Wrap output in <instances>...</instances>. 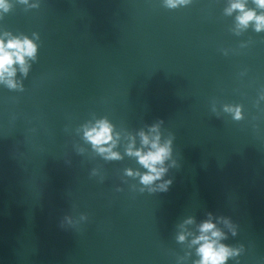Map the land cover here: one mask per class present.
I'll use <instances>...</instances> for the list:
<instances>
[{
	"label": "clouds",
	"instance_id": "9594fccd",
	"mask_svg": "<svg viewBox=\"0 0 264 264\" xmlns=\"http://www.w3.org/2000/svg\"><path fill=\"white\" fill-rule=\"evenodd\" d=\"M27 2V0H22ZM187 0H167L170 7H175L178 3H186ZM254 3L261 9H264V0H254ZM9 5L6 0H0V9L7 11ZM238 10L237 27L246 28L249 23L255 24L257 32L264 30V13L257 14L254 9H247L244 0H234L230 7L226 9L228 14ZM37 46L27 37L24 39L12 38L4 42L0 39V82H5L10 88L17 87L16 82L11 79L15 76V64L20 65V70L24 75H27L28 68L26 66V57L35 58ZM231 110V109H229ZM235 118H240V112L237 109ZM163 121L153 124L149 128V132H139L141 138V147H135V140L127 145L126 154L130 157L137 158V162L147 171L140 173L133 170H126L127 175H136L140 178V183L145 186H152L157 181H162L167 168L164 167L165 161L171 156V140L164 144L160 142L159 126ZM155 135H151V134ZM85 139L91 143L93 148L107 160H119L122 156L119 152L113 151L117 145L119 134H116V139L113 135V125L107 119H101L96 122L91 128L85 129ZM105 145H107L105 147ZM172 184V180H166L157 185L159 191L167 192L168 187ZM150 187V191H155ZM211 217V213L208 214ZM193 220L189 218L185 224H192ZM199 235L191 241L193 245H199L196 249L197 255L200 257L195 264H227L230 256L233 255V250L229 246L219 243L220 239L224 237L211 220H204L198 226ZM190 234V233H189ZM178 241L183 242L186 235L181 233L177 237ZM238 254V253H237Z\"/></svg>",
	"mask_w": 264,
	"mask_h": 264
}]
</instances>
